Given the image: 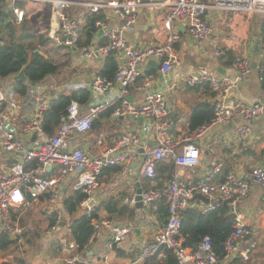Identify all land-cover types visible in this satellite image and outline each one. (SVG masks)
<instances>
[{"label": "built area", "instance_id": "1", "mask_svg": "<svg viewBox=\"0 0 264 264\" xmlns=\"http://www.w3.org/2000/svg\"><path fill=\"white\" fill-rule=\"evenodd\" d=\"M29 2L55 6L54 17L59 23L61 36L56 34L52 40L67 48L77 47L80 38V23L69 16L66 10L69 5L81 7L86 13L113 10L121 19V24L111 26L103 20L95 21L94 26L97 30H102L104 40L95 47L80 50L82 57L86 59L93 55L106 58L112 53H121L124 61L119 64L111 79L99 73L93 76L88 87L90 96L87 103L81 105L72 100L52 135L45 134L42 128L43 116L50 108L51 101L40 97H36L33 110L23 121L20 136L10 130L7 126L9 113L4 108L5 92L0 84V148L18 156L7 170H0V233L10 238L19 237L25 229L18 220L11 218L10 208H27L42 195H47L46 199L53 204L61 203L65 196L64 186L69 181L72 194H84L73 213L74 217L85 215L93 228L84 249L101 235H107L110 246L127 240L128 235L133 232L131 226L120 224L111 218L98 217L93 197L104 169L119 166L121 173L132 170L136 157L135 147L140 144V136L133 130H126L112 145L105 146L96 155L77 146L69 147L72 136L89 131L93 122L107 110H111L115 118L127 116L135 120L143 115L151 121L154 143L150 148L143 147L139 168V173L150 179L155 178L156 165L160 161L171 159L176 165L187 168L197 166L201 157L198 141L215 127L243 120L244 124L237 128V134L244 141L250 132L249 124L264 114V100L247 102L229 96L235 85L250 73V63L244 58L235 62L237 73L234 77L217 76L204 64L198 65L193 72L180 71L175 74L176 79L186 86H207L213 94L211 119L180 139H173L169 134L172 123L168 119L169 112L163 91H148L140 105H133L128 100L130 86L138 82L141 87H145L152 80V74L145 73L143 69L149 59L158 62V70L162 75L179 65V59L173 52L174 43L179 39L178 32L172 28L174 22L185 21L187 33L197 41H204L212 34V24L206 17L208 13L228 11L264 15V0H5L16 24L21 23L26 16L20 3ZM162 7H169L165 19L169 33L165 44L138 47L128 43L125 32L135 22L138 9L155 12ZM214 53L218 56L225 54L216 47ZM33 135H37L35 140L38 144L35 147L23 142V136L30 139ZM253 187L264 188V163L238 175L231 170L222 173V163L215 162L203 177L180 180L179 175L174 173L162 187L142 189V204L149 206L164 199L167 216L151 240L139 245V258L146 259L155 255L161 257V249L166 248L172 251L177 264H218L220 261L234 264L236 255L244 264H250V256L256 243L252 242L244 249L239 248V241L249 233L246 216L240 207ZM197 192L208 198V203L200 205L202 213L226 204L233 215L232 230L223 242L222 255L214 252L208 236H204L192 248L182 244L179 236L181 213L187 200ZM27 195L31 197L30 200ZM134 197L132 194L123 197L122 201L134 206ZM53 210L56 220L47 231L48 234L55 231L67 215L63 207L55 205ZM75 248L74 242L60 243L62 251H73ZM65 261L67 264H98L81 261L76 255H71ZM105 264H108L107 261Z\"/></svg>", "mask_w": 264, "mask_h": 264}, {"label": "crops", "instance_id": "2", "mask_svg": "<svg viewBox=\"0 0 264 264\" xmlns=\"http://www.w3.org/2000/svg\"><path fill=\"white\" fill-rule=\"evenodd\" d=\"M25 9L28 10L27 17L25 16L26 20L33 24V29L37 33H43L46 36V42L39 45V49L41 48L40 52L59 65V72L43 80L44 82L46 81L47 85H43L42 81L32 89L24 83L28 86V90L24 95L13 91L14 82H10L12 75L0 81L5 92L4 108L9 113L7 126L18 136L21 134L23 121L34 108L36 97L52 102L59 94H69L71 91L80 88H88L91 79L103 69L105 62V58L97 55L86 59L82 57L81 48L78 46L67 48L57 45L52 40L54 35L60 34L59 23L54 17L55 8L53 5L29 2L25 4ZM168 11L169 7H162L155 12L139 8L135 22L125 32L128 43L138 47L165 44L169 33L165 26ZM38 12L40 14L38 20H41L38 21L40 27L35 29L32 17L34 13ZM67 12L69 16L79 21L80 26L87 14L81 7L73 5L67 7ZM102 13L104 15L102 20L107 25L118 26L121 24V19L113 10L107 9L102 11ZM11 17L13 18L12 13ZM206 17L212 24V34L204 41H197L187 33V23L185 21L174 22L172 28L178 32L179 39L174 43L173 52L179 59V65L172 68L166 75H162L158 70V62L149 59L143 68L145 73L153 76L148 86L141 87L137 82L129 88L128 100L133 105H140L148 91L158 90L164 92L169 112L168 119L172 123L169 134L173 139H180L189 134L186 133L187 121L195 106L204 103L211 105L212 102V93L207 86L188 87L181 80L176 79L175 74L177 72H193L198 65L204 64L217 76L234 77L237 73V68L234 66L235 62L243 58L248 59L250 73L235 85L229 96L240 98L247 102L254 99L264 100V89L261 85V76L264 75V42L262 39L264 15L212 12L208 13ZM46 18H49V22H45ZM98 32L99 30L97 29L94 32L90 45L92 47L97 46L104 40L102 35H98ZM215 47L224 51L225 54L223 56L216 55L214 53ZM114 56L118 66L123 63L124 59L121 53H114ZM172 84L174 86H171ZM102 114L96 119L98 125L95 128H91L81 135L72 136L69 141V147L77 146L96 155L105 146L112 145L126 130H133L140 136V144L135 147L136 157L133 161L132 170L121 173L119 166L104 169L99 178V187L93 197V205L98 217L114 219L120 224L130 225L133 229L126 241L115 244L127 256H119L116 253L113 245H109L107 235H101L80 253H76L74 250H60L61 242H72L68 240V224L71 217L67 214L61 220L64 223H59L58 228L48 234L47 231L51 227L48 219L53 214L56 216L53 210L55 205L56 207L64 208L62 202L64 197L61 203L56 202V204H53L46 199L47 196L42 195L44 198L42 201L39 199L33 200L32 204L24 208L25 211L23 210V213L21 212L22 216H25L23 227L27 229L31 227L32 232L41 231L39 233L34 232V234L37 233L36 236L40 237L36 241L31 240L29 243H19L18 246L12 248L13 251L11 250L10 253L4 254L0 251V263L3 261H14L15 257H19L24 261V264H67L65 260L71 255H76L81 261L96 262L98 264H105L106 261L108 264H144L145 259L139 258V245L151 240L156 230L163 223V214H161L160 210H157L155 203L137 208L135 205L124 204L122 198L132 194L135 195L137 182L143 190L150 187L159 188L167 182V180H163L160 185H156L154 180L139 173L143 147L147 146L150 148L154 143L153 131L150 129L151 121L148 118H144L142 124L137 126L136 120L131 117L115 118L111 112L108 115ZM243 124V120H235L208 131L198 141V146L201 150L200 163L193 168L175 164V173L179 175L180 180H192L203 177L215 162L222 163V173L231 170L238 175L253 166L263 164L264 114L249 124L250 132L246 139L241 141L237 134V128ZM55 131L56 127L53 133ZM36 137L37 135H33L30 139L24 138V136L22 138L25 144L35 147L38 144L37 140H35ZM17 158L18 156L15 157L0 148V170H7L14 162V159ZM168 161L166 160L165 162ZM53 170L55 172V169ZM63 194L65 196L72 194L69 181L64 186ZM109 200L117 201L119 205H126L133 209L130 215L132 217H127L123 214L111 215L102 209L100 207L101 203ZM202 203L194 201L187 208L199 210ZM240 210L246 216V228L249 233L243 240L239 241V248L244 249L250 243L255 242V249H258V244L254 237L264 236V188L253 187L246 201L241 205ZM50 214L51 216H49ZM45 226H47L46 233L48 236L53 234L54 237L57 235V239L53 241L57 243L53 253L46 247V243L42 241L41 234ZM49 242L51 241L49 240ZM39 243L42 244V247H39ZM69 252H72V254H69ZM254 254H258V252L255 250L252 252L249 260L250 264H254V257L258 258V255L255 256ZM218 264L226 263L220 261ZM234 264L244 263L236 255Z\"/></svg>", "mask_w": 264, "mask_h": 264}, {"label": "trees", "instance_id": "3", "mask_svg": "<svg viewBox=\"0 0 264 264\" xmlns=\"http://www.w3.org/2000/svg\"><path fill=\"white\" fill-rule=\"evenodd\" d=\"M20 5L25 8V4L20 3ZM27 12L28 10H26V17ZM26 17L21 23L16 24L11 17L5 0H0V81L17 73L24 65L27 79L35 83H40L46 77L55 75L59 72V65L40 52L39 45L46 42V36L43 33H37L33 29V24L27 21ZM103 18L104 15L102 11L86 14L79 30L80 38L77 42L79 48L89 47L91 45L94 32L96 31L94 23ZM262 39L264 42V25L262 27ZM117 68L118 62L114 53H112L105 58L104 67L99 74L111 79ZM261 85L264 89V75L261 76ZM13 86V91L20 95L26 94L28 90V86L20 81L14 82ZM89 96L90 91L88 88H80L71 91L69 94H59L56 96L51 102L50 108L44 113L42 122L43 131L52 134L55 127L59 124L61 117L66 114L70 102L76 100L79 104L84 105L87 103ZM110 112L111 110H107L104 113L108 115ZM100 115L102 116L103 114ZM211 116L212 105L204 103L195 106L188 118L186 133L195 131L198 127L208 122ZM97 125L98 121L95 120L92 124V128H95ZM165 161L166 160L160 161L156 165V176L151 179L156 182V185H160L163 180L168 181L175 173L176 165L174 160L170 159L168 162ZM27 198L31 199L29 195H27ZM83 198V193L75 192L69 196H64L62 200L64 209L71 217L68 224V240L74 242L76 245L74 249L76 253L85 250L84 247L93 231L85 215L73 217V213L76 211ZM38 199L42 201L44 198L40 196ZM155 204L157 210H160L161 214H163L162 218L164 222L167 216L165 200L160 199L155 202ZM100 207L111 215L123 214L127 217H132L130 215L133 209H130L126 205H119L117 201H105L101 203ZM23 210L24 208L22 207L10 208L11 218L13 220H18L21 226H23L25 222V216L21 214V212L23 213L25 211ZM55 219L56 216L53 214L48 219L49 226L55 223ZM232 225L233 215L230 213V208L226 204L205 213L189 207L182 210L179 236L182 239L183 246L191 248L195 247L204 236H208L214 252L217 255H222L224 250L223 242L227 234L232 230ZM34 232L37 231L32 232L31 229H25L19 237L14 239L4 233H0V251L7 254L11 252L13 247L18 246L19 243L31 242L34 235H37V233L34 234ZM113 249H115L119 256H127V254L117 248L115 244H113ZM161 253V257L155 255L146 258L144 264H177V260L172 251L163 248L161 249ZM0 264H24V261L19 257H15L14 261H3ZM74 264L86 263L76 262Z\"/></svg>", "mask_w": 264, "mask_h": 264}, {"label": "rangeland", "instance_id": "4", "mask_svg": "<svg viewBox=\"0 0 264 264\" xmlns=\"http://www.w3.org/2000/svg\"><path fill=\"white\" fill-rule=\"evenodd\" d=\"M39 16H40V14H39V12L38 13H34V15H33V23H34V28L35 29H39V25H38V21L40 20H38V18H39ZM263 16V15H262ZM41 21V20H40ZM45 22H49V18H46V20H45ZM41 25H42V23H41ZM60 36H61V33L59 34ZM43 49V48H42ZM40 50H41V48H40ZM43 52V51H42ZM263 60H264V58H263ZM42 84L43 85H47L46 84V81L44 82H42ZM119 126V125H118ZM39 211H41V210H39ZM49 216H51V214L49 215ZM42 224H45V223H42ZM40 226V225H39ZM25 229H27V228H25ZM24 229V230H25ZM30 229H31V227H30ZM46 229H47V226H45V227H43V229H42V238H43V240L42 241H44L45 243H46V247L48 248V249H50V251H52V253H53V250H54V248H56V242H53L54 241V239H57L56 238V236L57 235H55L54 237H53V234L51 235V236H48L47 235V233H46ZM38 233L39 232H41V231H37ZM44 232V233H43ZM62 235H64V234H62ZM38 237H40V236H36V235H34V237H33V239H32V241H36V240H38ZM254 238H256V241H257V244H258V249H254L255 251H257L258 252V254H254L255 256H257L258 258H253V262H254V264H261V263H264V236H262V235H259L258 237H254ZM49 240L51 241V242H49ZM39 245V247L41 246L42 247V244L41 243H39L38 244ZM253 250V251H254ZM54 253H55V251H54ZM69 254H72V252H69ZM252 254V253H251Z\"/></svg>", "mask_w": 264, "mask_h": 264}, {"label": "water", "instance_id": "5", "mask_svg": "<svg viewBox=\"0 0 264 264\" xmlns=\"http://www.w3.org/2000/svg\"><path fill=\"white\" fill-rule=\"evenodd\" d=\"M98 35H99V36L102 35V30H99ZM16 81H20V82H22V83H26V84H27L28 86H30L32 89H33L35 86H37V84H38V83L32 82V81H30V80L27 79V77H26V75H25V65L22 66V67L20 68V70H19L17 73H15L14 75L11 76V78H10V82H16ZM135 120H136V125H137V126H138V125H141L142 122H143V120H144V116L141 115V116H139V117H138L137 119H135ZM136 186H137V189H136V191H135V197H134V198H135V201H136V202H135V207H137V208H142L143 204H142L141 196H140V192L142 191V189H141V187L139 186V183H138V182L136 183ZM194 201H200V202H203V203H208V198L205 197L204 195H202L201 193L197 192V193H195L191 198H189V199L187 200V203H186L184 209L187 208V206H188L190 203L194 202ZM60 223L63 224L64 222H63V221H60Z\"/></svg>", "mask_w": 264, "mask_h": 264}, {"label": "bare ground", "instance_id": "6", "mask_svg": "<svg viewBox=\"0 0 264 264\" xmlns=\"http://www.w3.org/2000/svg\"><path fill=\"white\" fill-rule=\"evenodd\" d=\"M26 4V3H25ZM54 8H55V6H54ZM67 10V9H66ZM223 12H228V11H223ZM233 13H235V12H233ZM255 15H260V14H255ZM212 97H213V94H212ZM212 105V104H211ZM212 111H213V107H212ZM233 226V225H232ZM246 236V235H245Z\"/></svg>", "mask_w": 264, "mask_h": 264}]
</instances>
